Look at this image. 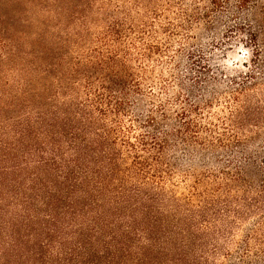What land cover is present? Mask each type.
I'll return each instance as SVG.
<instances>
[{"label":"trees","instance_id":"1","mask_svg":"<svg viewBox=\"0 0 264 264\" xmlns=\"http://www.w3.org/2000/svg\"><path fill=\"white\" fill-rule=\"evenodd\" d=\"M29 2L0 19V264H264V0Z\"/></svg>","mask_w":264,"mask_h":264},{"label":"rangeland","instance_id":"2","mask_svg":"<svg viewBox=\"0 0 264 264\" xmlns=\"http://www.w3.org/2000/svg\"><path fill=\"white\" fill-rule=\"evenodd\" d=\"M132 1V0H129ZM159 3V2H158ZM154 5V4H152ZM161 10L167 11L169 8L168 6L164 5V2H161L160 6ZM23 11L25 17L31 16L33 11L32 3L29 2V0H22V3L19 5L11 4L8 2V0H0V19L3 15H6L7 18L12 16H17L16 11ZM173 13L170 12V17H172ZM174 17V16H173ZM223 22L225 23L224 26H221V32L226 34L227 37L225 38L229 43H233L234 47L232 50H228L227 57L224 59L225 63L228 67H236L244 69L242 66V63L249 62L252 58V52L251 49L245 47L243 45V42L240 40L242 37L241 32L237 29V23L239 22L237 20V14H230L228 12H224L222 15ZM186 33H181L174 39L175 47H178L180 43L185 41L186 39ZM244 41V40H243ZM243 59H240V58ZM6 71L7 73H10L9 67H4L0 63V76L2 73ZM226 110V99L222 98L219 102H217L214 107L212 108V113H224L223 111Z\"/></svg>","mask_w":264,"mask_h":264},{"label":"clouds","instance_id":"3","mask_svg":"<svg viewBox=\"0 0 264 264\" xmlns=\"http://www.w3.org/2000/svg\"><path fill=\"white\" fill-rule=\"evenodd\" d=\"M240 59H243L242 57Z\"/></svg>","mask_w":264,"mask_h":264}]
</instances>
